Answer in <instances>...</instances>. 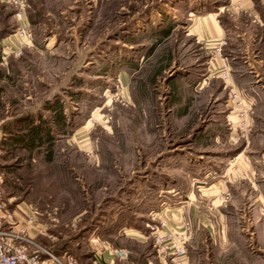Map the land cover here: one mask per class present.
<instances>
[{"label":"rangeland","instance_id":"rangeland-1","mask_svg":"<svg viewBox=\"0 0 264 264\" xmlns=\"http://www.w3.org/2000/svg\"><path fill=\"white\" fill-rule=\"evenodd\" d=\"M153 1L145 11L137 0H28L22 10L0 0V31L30 28L29 38L4 36L18 54L0 39L1 225L24 222L22 208H29L43 232L30 230L35 243L70 250L79 264L125 247L130 254L120 264H142L153 251L159 219L153 212L184 192L175 179L202 173L212 161H222L228 177L246 162L260 196L241 198L234 210L231 189L221 190L230 194L226 201L221 191L215 194L217 207L230 212L226 221L239 227L231 236L241 240L225 255L217 245L192 255L198 264H230L234 255L264 264V97L254 112L244 99L243 107L236 103L246 113V129L239 128L238 110L233 122L218 126L221 132L200 133L224 121V96L251 69L227 63L209 76L208 56L175 16L178 9L162 10ZM261 72H248L245 80L259 81L264 96ZM187 85L196 87L191 92ZM54 103L61 106L60 122L46 107ZM29 121L42 124L44 139L12 142ZM256 219L263 228L252 226Z\"/></svg>","mask_w":264,"mask_h":264},{"label":"crops","instance_id":"crops-1","mask_svg":"<svg viewBox=\"0 0 264 264\" xmlns=\"http://www.w3.org/2000/svg\"><path fill=\"white\" fill-rule=\"evenodd\" d=\"M137 1L143 4L142 9L145 11L149 10L154 2L153 0ZM132 2L136 3V0H132ZM156 4L160 5L162 10L164 7L168 9L169 6L178 9L175 16L182 18L188 24L187 33L199 43L200 49L208 56L205 65H207L209 76L213 74L216 76L219 71L226 70L228 64L232 68L244 66L251 69L242 71L239 76L243 77L244 80L239 81L235 78V85L232 86L241 98L252 106L253 112L259 110V99L264 97L262 91L258 90L259 84L257 83L259 81H246L245 76L248 72L256 76L263 74L261 71L264 72V0H159ZM4 38L7 39L8 37ZM216 46L221 48L220 52H216ZM198 64L201 67L204 66L203 62ZM197 84L199 85V82ZM196 85L187 86H192V92ZM204 88L205 86L200 85L197 89L202 90ZM233 88L231 87L230 91L234 90ZM229 93L227 97L224 96L225 107L221 111L225 113L224 121L211 122L205 125L200 133H206L208 128L213 129L212 134L216 132V129L221 132L218 126L233 122L232 120L236 119V111L239 110V106L236 104V99L230 97ZM207 163L210 165L206 171L199 174H193V171L191 174L188 171L186 177L175 179L174 181L177 182L178 186L183 183L184 192L175 196V199H178L171 206L163 205L156 211L161 218L166 220V226L164 230L158 228L155 232L163 234L168 231L174 235H187L185 261L188 264H198L199 261L197 258H193L192 251L199 247L209 249L217 245L219 254L225 255L228 248L236 245L237 240H241L239 236H231L233 229L236 230L239 227L232 221H226L230 215L227 209L217 207L221 205V202H217L215 195L217 192L231 189L234 197L229 208L234 207V210L240 208L241 198V201H244L246 197H253L254 194L260 196V187L255 183L252 169L248 163L240 162L236 166L237 170H231L228 177H224L221 172L223 169L220 166L222 161ZM190 168L192 167L190 166ZM203 180L207 182L201 184L200 181ZM246 183L250 187H245ZM251 205L253 210L258 211V206H255V203ZM252 226L255 229L263 228L261 219L253 220ZM135 237L145 243L148 236L136 232ZM151 245L153 244L151 243ZM108 253L105 252L102 255V260L98 263L93 262V264H106L105 262L111 257ZM144 257L142 264H170L169 254H160L155 245H153V251ZM233 258L235 262L230 264L247 263L241 256L237 259L234 255Z\"/></svg>","mask_w":264,"mask_h":264},{"label":"built area","instance_id":"built-area-1","mask_svg":"<svg viewBox=\"0 0 264 264\" xmlns=\"http://www.w3.org/2000/svg\"><path fill=\"white\" fill-rule=\"evenodd\" d=\"M12 5H15L18 9H25L28 5V0H6ZM19 36L20 39L29 38L30 28L28 25H19L13 35ZM8 39V38H7ZM3 38V48L7 51L20 52L19 47L12 46L11 40ZM10 39V38H9ZM216 52H219L221 48L215 47ZM230 97L236 99V103L243 107V100L239 94L232 90L229 93ZM238 115V122L240 129H246L247 123L245 122L246 113L244 108H241ZM230 197L228 192L221 191L219 198L226 201ZM1 207V206H0ZM25 213L24 222H10L5 225H1L0 222V264H79L77 257L70 250H62L61 252L54 251L47 248L44 245L35 243L30 235V230L43 233L42 228L37 224L36 216L29 208L26 211L22 208ZM152 213V212H151ZM154 218L157 217L158 223L155 224L152 229L154 232L159 228L163 229L166 226V220L161 218L157 212H153ZM172 232L166 231L163 234L154 233V244L157 251L162 254L170 255V261L172 264H184L185 252H186V241L188 239L185 234L174 235ZM111 257L105 262L106 264H120L119 261L126 259L130 254V250L125 247L111 248ZM102 260V255L97 254L94 257V262Z\"/></svg>","mask_w":264,"mask_h":264},{"label":"trees","instance_id":"trees-1","mask_svg":"<svg viewBox=\"0 0 264 264\" xmlns=\"http://www.w3.org/2000/svg\"><path fill=\"white\" fill-rule=\"evenodd\" d=\"M12 30L13 29H11V30H1L0 31V36H1L0 39H2V37H4L6 33L8 34ZM0 59H1V54H0ZM46 107H47V109L48 108L51 109L54 112V115H56L55 121H57V122L62 121L61 120L62 118H60L61 116L57 115V114H59L57 112L61 110V106H59L56 103H54V104H48V106H46ZM27 125H28V129L23 134H20V135H17V136L13 135L15 138L14 137L11 138V140L13 139L12 142H14V141H16V142L17 141H23L25 143L33 144V142L36 140V138L37 139L40 138V142L42 141V139H44V135L41 134L42 131H44V128L42 127V124H39V125L32 124V122L29 121L27 123ZM27 125H25V126H27ZM25 137H27V138H25ZM51 138H52V136L48 133L46 138H45V140H49ZM56 251L57 252H61V249L60 250H56Z\"/></svg>","mask_w":264,"mask_h":264}]
</instances>
